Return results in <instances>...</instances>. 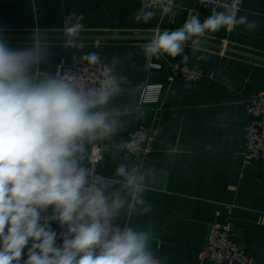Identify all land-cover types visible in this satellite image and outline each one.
Listing matches in <instances>:
<instances>
[{
    "label": "crops",
    "instance_id": "0c3cea01",
    "mask_svg": "<svg viewBox=\"0 0 264 264\" xmlns=\"http://www.w3.org/2000/svg\"><path fill=\"white\" fill-rule=\"evenodd\" d=\"M176 2L184 5L177 15L162 19L157 14L145 23L137 0H0V28L5 29L0 34L29 35L5 39L13 48H24L34 31L41 30L50 38L52 71L88 52L122 58L120 71L129 83L112 101L120 126L110 140L97 142L104 148L97 171L110 177L125 163L149 174L146 200L152 212L122 218L121 223H150L153 248L165 264H207L200 250L215 222L231 224L252 257L250 264H264V161H247L241 153L242 126L249 118L245 101L264 94V60L250 56L264 58V0H245L238 14L256 21L255 30L237 26L204 38L207 61H197L185 48L187 63L204 71L196 83L168 79L181 57L156 61L145 58L139 47L154 31L175 30L192 15L201 21L210 15L196 0ZM73 11L84 16L82 50L62 46L63 21ZM148 83H162V92L156 102L141 104ZM140 124L153 131V150L125 158L119 143ZM51 227L58 235L63 231L54 223Z\"/></svg>",
    "mask_w": 264,
    "mask_h": 264
},
{
    "label": "clouds",
    "instance_id": "9594fccd",
    "mask_svg": "<svg viewBox=\"0 0 264 264\" xmlns=\"http://www.w3.org/2000/svg\"><path fill=\"white\" fill-rule=\"evenodd\" d=\"M183 7L160 0L139 15L147 23ZM83 20L74 11L65 16V49L84 48ZM237 26L255 30L258 24L225 3L203 21L192 15L175 30L154 31L139 47L156 61L181 57L186 63V47L197 61H207L204 38ZM49 39L37 29L28 46L13 48L0 36V264H165L153 248L150 223H121L152 212L149 174L120 163L105 177L91 167L90 146L110 140L120 126L112 101L129 83L122 58L85 53L87 64L102 73L95 84L78 83L51 70ZM52 222L63 229L59 235Z\"/></svg>",
    "mask_w": 264,
    "mask_h": 264
},
{
    "label": "built area",
    "instance_id": "2783aa9c",
    "mask_svg": "<svg viewBox=\"0 0 264 264\" xmlns=\"http://www.w3.org/2000/svg\"><path fill=\"white\" fill-rule=\"evenodd\" d=\"M199 8L205 9L210 15L214 11L223 10L225 3L241 11L245 0H196ZM142 9L155 6L160 0H137ZM56 72L68 75L76 79L78 83L95 84L98 82L102 69L89 66L83 56L76 58L67 67H60ZM204 71L192 64L181 62L175 65L169 80L179 78L187 83H196L202 79ZM162 83L146 84L140 95V103L148 104L156 102L162 92ZM249 115L248 120L242 126L243 144L241 153L247 161H264V94L253 95L245 101ZM155 136L153 131L146 125L140 124L128 131L120 141L125 158L144 157L154 147ZM104 148L95 143L90 148L91 167L93 172L97 171V164L103 157ZM56 226L58 223L52 222ZM62 229V228H60ZM200 257L207 264H250L252 257L247 252L243 243L229 222L212 223L208 227L203 247L200 250Z\"/></svg>",
    "mask_w": 264,
    "mask_h": 264
},
{
    "label": "water",
    "instance_id": "95a60500",
    "mask_svg": "<svg viewBox=\"0 0 264 264\" xmlns=\"http://www.w3.org/2000/svg\"><path fill=\"white\" fill-rule=\"evenodd\" d=\"M0 36H2L4 39H11V38H28L30 37L29 35H18V34H0ZM253 56L255 58L264 60L263 57H259V56H255V55H250Z\"/></svg>",
    "mask_w": 264,
    "mask_h": 264
}]
</instances>
